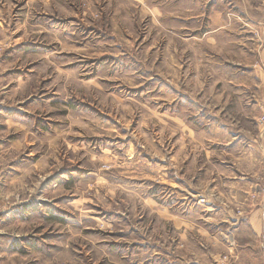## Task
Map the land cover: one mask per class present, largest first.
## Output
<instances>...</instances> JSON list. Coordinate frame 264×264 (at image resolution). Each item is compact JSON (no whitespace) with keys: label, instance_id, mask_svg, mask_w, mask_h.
I'll return each mask as SVG.
<instances>
[{"label":"clouds","instance_id":"clouds-1","mask_svg":"<svg viewBox=\"0 0 264 264\" xmlns=\"http://www.w3.org/2000/svg\"><path fill=\"white\" fill-rule=\"evenodd\" d=\"M26 9L16 30L31 48L0 66V140L9 133L21 138L0 148V172L15 167L9 162L17 158L28 167L17 169L26 182L0 206V214L34 208L29 218L0 223V238L18 241L26 253L9 256L0 247V264H131L116 258L111 245L131 248L157 237L150 225L165 196L200 197L197 203L207 212L205 201L231 205L228 216L201 217L223 222L227 231L228 217L243 213L233 201L210 193L238 185H226L212 162L216 153L206 147L210 138L192 127L220 77L198 71L204 80L195 91L187 86L193 63L201 68L203 57L189 55L198 51L195 35L173 42L171 19L183 13L147 0H28ZM247 12L264 21V0H251ZM11 24L8 13L0 15V55L19 44L10 39ZM11 68L31 74L7 79L3 73ZM110 112L118 122L108 119ZM37 156L48 164L32 166L29 158ZM197 157L201 175L208 173L203 184L196 177ZM208 169L217 174L212 188ZM251 187L243 190L255 196ZM53 233L56 238L48 239ZM29 237L39 247L25 243ZM157 242L170 247L166 236ZM225 252L227 260L232 249Z\"/></svg>","mask_w":264,"mask_h":264},{"label":"rangeland","instance_id":"rangeland-1","mask_svg":"<svg viewBox=\"0 0 264 264\" xmlns=\"http://www.w3.org/2000/svg\"><path fill=\"white\" fill-rule=\"evenodd\" d=\"M27 2L28 0L19 2L0 0V15L8 13L12 18V24L7 26L14 29L10 39L19 41L16 47H9L0 55V66L15 59L21 48L27 47L29 50L31 48L30 45H24L21 40L22 30H16V25L23 22ZM147 2L149 6L158 5L174 13H183L171 19L174 27L170 31L175 34L173 42L177 38L190 40L193 35L197 38L198 51L189 55L203 57V66L198 68L193 63L188 74L187 86L195 91L198 80H204L203 76H197L198 71L215 73L220 77V82L212 94L201 104L202 114L192 121L193 130L198 136L210 138L206 147L216 153L212 157V162L217 165L218 161L229 156L224 152L223 139L232 141L226 148L238 145L237 150L242 151L256 136L258 128L264 133V21L248 15L247 6L251 0H147ZM189 13L193 15L189 16ZM249 24L256 31L248 28ZM4 35L0 31V43H3ZM148 47H151V44H148ZM155 52L156 49H153L149 55ZM26 73L31 74L27 69L11 68L3 75L15 81L24 78ZM108 119L118 122L111 112ZM6 127L7 125L4 126L5 129ZM20 139L19 136L9 133L7 138L0 140V148H8ZM238 153L241 155L244 152ZM29 159L31 165L37 168L48 164V161L42 160L39 156ZM230 159L239 161L233 156ZM201 162V158L197 157L196 177L203 184L208 179V173L201 175L204 172V169L199 167ZM9 164L15 167L0 172V206L10 200L14 189L26 182L23 171L17 169L26 170L27 162L17 158ZM182 170L187 169H183L182 166ZM208 172L213 177L212 183L208 185L212 188L217 174L212 169H208ZM259 174L261 178H257V181L254 180L256 175L250 171L244 174L247 176L245 187L252 185L250 191L256 195L249 196L247 192L248 204L245 202L236 205L243 214L230 216L233 219L229 218L231 225L227 231L224 230L223 222L216 224L201 217L211 216L219 219L228 216V207L231 205L217 204L219 201H215L216 204L214 201H205L204 206L211 208V211L207 212L197 203L200 197L183 200L179 197L165 196L161 198L162 203L157 209L156 220L150 225V228H155L158 236L151 240L145 239L142 243L137 242L131 248L123 243H113L111 250L114 256L125 261L131 260V264H222V262L264 264V243L261 237L247 230L244 224L248 210L258 207L259 202L264 203V152L261 172H257L258 176ZM189 192L194 196L196 189L190 188ZM33 208L34 204H29L24 205L19 211L13 210L11 216L0 214L3 216L0 223H6L8 220L15 222L16 218L21 220L29 218ZM56 236L57 234L53 233L47 238L55 239ZM165 236L170 241L168 248L162 247V242H157L160 237ZM25 243L39 247L37 240L31 237L25 238ZM0 247H4L2 250L9 256L17 251L20 255L26 254L16 240L7 244V238H0ZM226 248H231L232 254L224 260ZM134 253L136 259H131ZM62 264L67 262L64 261Z\"/></svg>","mask_w":264,"mask_h":264},{"label":"crops","instance_id":"crops-1","mask_svg":"<svg viewBox=\"0 0 264 264\" xmlns=\"http://www.w3.org/2000/svg\"><path fill=\"white\" fill-rule=\"evenodd\" d=\"M258 131H257L256 136L250 142V144H248L246 148L243 149L242 151L237 150L236 147L238 145L226 148V145L230 144L232 141L229 139H223L224 152H226V155H229V156L228 158L218 161V164L216 165V167H219L220 171L224 173V177H225L224 179H225L226 185L227 184H237L238 187L233 188V187L224 186V187H221L219 193H215V194L219 195L222 199L233 201V205H242L245 202L246 204H248L247 203V200H248L247 192L243 190L246 184L245 180L247 179V176L244 175L246 171H250L251 174L255 173L256 175L254 177L255 181H257V178L258 179L261 178L260 176L261 174H259L258 176L257 172L258 173L261 172V167H262V162H263L264 133H261L259 128H258ZM238 152H244V153L240 155ZM231 156L235 157V159L239 161L237 162V161L230 159ZM229 173L235 174L236 179L234 180L229 179L228 178ZM214 203L216 204V202ZM217 204H219V202ZM228 218L233 219L232 217H228ZM246 218H247L246 222L244 223L246 225V229L249 231H252L257 237H261L262 242L264 243V203L263 201L259 202L258 207L249 209ZM249 264H256V263H249Z\"/></svg>","mask_w":264,"mask_h":264}]
</instances>
